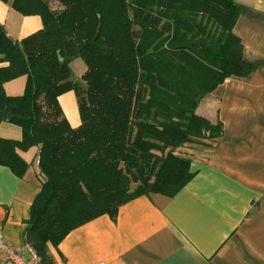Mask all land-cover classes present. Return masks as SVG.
Segmentation results:
<instances>
[{
    "label": "trees",
    "instance_id": "trees-1",
    "mask_svg": "<svg viewBox=\"0 0 264 264\" xmlns=\"http://www.w3.org/2000/svg\"><path fill=\"white\" fill-rule=\"evenodd\" d=\"M1 1L42 20L20 41L0 23V123L22 131L19 140L0 137V165L22 178L29 162L21 152L39 147L28 241L42 264H56L49 248L69 231L102 214L114 219L138 195H174L192 176L178 148L219 139L221 123L195 109L223 80L251 70L233 33L239 7L233 0ZM75 58L86 66L78 81L69 67ZM20 76L23 91L7 94L4 84ZM68 90L76 94V127L57 100Z\"/></svg>",
    "mask_w": 264,
    "mask_h": 264
},
{
    "label": "crops",
    "instance_id": "crops-1",
    "mask_svg": "<svg viewBox=\"0 0 264 264\" xmlns=\"http://www.w3.org/2000/svg\"><path fill=\"white\" fill-rule=\"evenodd\" d=\"M233 1L239 7L233 33L251 70L223 80L195 109L221 123L219 139L178 148L190 159L192 176L174 195H138L122 203L114 219L102 214L69 231L49 248L56 264H264V0ZM0 23L15 41L42 27L39 15H23L1 0ZM79 59L69 63L76 81L86 68ZM17 78L4 84L7 94L23 91ZM57 100L70 126H78L75 92ZM0 137L19 140L21 128L3 121ZM38 149L21 152L29 162L22 178L0 165V229L25 255L31 246L26 220L40 190Z\"/></svg>",
    "mask_w": 264,
    "mask_h": 264
},
{
    "label": "built area",
    "instance_id": "built-area-1",
    "mask_svg": "<svg viewBox=\"0 0 264 264\" xmlns=\"http://www.w3.org/2000/svg\"><path fill=\"white\" fill-rule=\"evenodd\" d=\"M0 264H42L41 257L32 247H28V255L10 245L0 229ZM98 264H105L100 262Z\"/></svg>",
    "mask_w": 264,
    "mask_h": 264
},
{
    "label": "rangeland",
    "instance_id": "rangeland-1",
    "mask_svg": "<svg viewBox=\"0 0 264 264\" xmlns=\"http://www.w3.org/2000/svg\"><path fill=\"white\" fill-rule=\"evenodd\" d=\"M53 3V4H52ZM52 3H51V6H55L56 4H55V2L54 1H52ZM80 63H81V66H83V64H82V60L81 59H79L78 60ZM24 80H25V78H24V76H20V77H18L16 80H14L15 81V83H17V86H18V88H19V92L22 90V87H23V85H24ZM7 90H11V86H7ZM15 92V91H14ZM22 92V91H21ZM135 186V184H133L132 186H131V188H133Z\"/></svg>",
    "mask_w": 264,
    "mask_h": 264
}]
</instances>
